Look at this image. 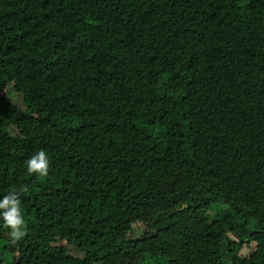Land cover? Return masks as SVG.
Listing matches in <instances>:
<instances>
[{"label":"trees","instance_id":"obj_1","mask_svg":"<svg viewBox=\"0 0 264 264\" xmlns=\"http://www.w3.org/2000/svg\"><path fill=\"white\" fill-rule=\"evenodd\" d=\"M10 192L0 264H264V0H0Z\"/></svg>","mask_w":264,"mask_h":264},{"label":"clouds","instance_id":"obj_2","mask_svg":"<svg viewBox=\"0 0 264 264\" xmlns=\"http://www.w3.org/2000/svg\"><path fill=\"white\" fill-rule=\"evenodd\" d=\"M29 173L47 176L49 174L50 160L47 152L43 149L25 162ZM0 220L12 230L13 236L19 238L24 235V217L21 209V202L16 192H10L0 197Z\"/></svg>","mask_w":264,"mask_h":264},{"label":"rangeland","instance_id":"obj_3","mask_svg":"<svg viewBox=\"0 0 264 264\" xmlns=\"http://www.w3.org/2000/svg\"><path fill=\"white\" fill-rule=\"evenodd\" d=\"M132 216H124L123 218H121L120 222L123 225H126V227L128 229L131 228L132 226V220L134 218H131ZM130 256H124V257H119L118 262H121V264H136L137 260H138V253L136 251V249H134L133 251H131V253L129 254ZM123 259V260H122Z\"/></svg>","mask_w":264,"mask_h":264}]
</instances>
